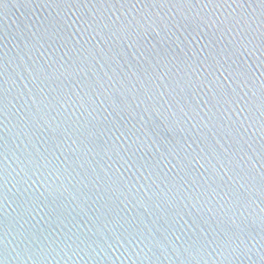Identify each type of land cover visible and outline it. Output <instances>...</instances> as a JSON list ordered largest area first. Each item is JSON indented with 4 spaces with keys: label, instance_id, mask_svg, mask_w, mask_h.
Returning a JSON list of instances; mask_svg holds the SVG:
<instances>
[{
    "label": "water",
    "instance_id": "95a60500",
    "mask_svg": "<svg viewBox=\"0 0 264 264\" xmlns=\"http://www.w3.org/2000/svg\"><path fill=\"white\" fill-rule=\"evenodd\" d=\"M0 264H264V0H0Z\"/></svg>",
    "mask_w": 264,
    "mask_h": 264
}]
</instances>
